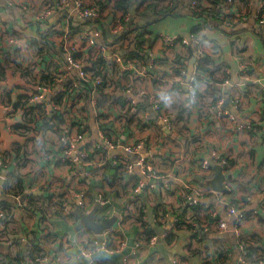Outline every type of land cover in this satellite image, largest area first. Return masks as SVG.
<instances>
[{"label":"crops","instance_id":"obj_1","mask_svg":"<svg viewBox=\"0 0 264 264\" xmlns=\"http://www.w3.org/2000/svg\"><path fill=\"white\" fill-rule=\"evenodd\" d=\"M39 1L0 0V264H21L28 256L46 259L35 264H237L240 238L255 249L253 256L249 253L247 264H262L264 34L254 16L236 19L233 26L202 22L201 45L180 42L164 49L161 35L190 39L192 20H201L189 11L190 0H176L166 14L160 15L155 11L163 5L157 0L143 11V0H128L126 10L116 8L120 6L117 0H105L104 20L96 25L100 29L98 39L103 42V30L116 35L114 30L125 23V12L130 14L134 29L144 30L145 58L137 57L135 77L125 74L123 78L129 87L147 86L154 91L173 126L169 129L165 123L158 124L151 106L142 99L137 105L117 103L127 96L117 89L119 82L111 81L103 93L93 94L101 113L89 99L78 105L76 117L88 126V138L77 146L88 148L90 140L97 139L101 116L109 120V136L119 147L101 148L106 153L103 159L90 153L74 170L60 161V151H56L62 127L71 129L72 123L66 117L57 118L54 110L45 114L42 107L30 104V98L41 84H52V78L64 76L67 84L76 76L75 69H67L66 55L58 43L67 27L95 24L79 20L70 11L55 13L38 23L32 14ZM248 1L238 0L237 9L247 8ZM252 2L256 6L260 0ZM24 5L30 11L24 10ZM134 5H138L135 16L130 10ZM145 14L164 16L162 19L170 15L185 17L188 22L183 21L172 33L156 35L147 29L155 22L138 27ZM11 38L20 39L29 49H16V44L9 42ZM79 45V57H89L90 50L84 43ZM114 46L124 57L134 49L132 46L127 50L128 43ZM244 63L246 71L241 68ZM107 77L111 78L109 72ZM53 101V94H46L44 104L50 107ZM220 101L232 116L209 110ZM71 103L66 96L61 105ZM243 124H250V128L239 129ZM70 132L74 135L75 130ZM141 142L139 151H126L127 146ZM217 152L231 161L225 171L230 176L228 201L238 203L240 213L245 214L239 235L231 229L218 231L211 220L209 230L203 229L202 220L210 209H215L230 227L235 221L215 195H205L198 207L185 205L186 196H197L212 188L209 181L214 169L208 177L201 164L211 162ZM125 158L133 166L132 176ZM149 168L155 179L144 173ZM3 181L8 188L2 186ZM16 196L21 199V207L16 205ZM100 196L108 200L106 206L98 203ZM80 200L86 202L89 211L100 205L99 219L124 217L111 248L119 241H125L127 248L82 254L88 238L85 235L93 232L75 229L78 219L74 209ZM194 221L202 223L196 231ZM168 228L170 234L163 235ZM150 236L157 237L153 245L148 243ZM135 241H141L136 250L132 248Z\"/></svg>","mask_w":264,"mask_h":264},{"label":"built area","instance_id":"obj_2","mask_svg":"<svg viewBox=\"0 0 264 264\" xmlns=\"http://www.w3.org/2000/svg\"><path fill=\"white\" fill-rule=\"evenodd\" d=\"M104 1L105 0H94L92 4H88L84 0H55L52 3H49L47 1L46 4L44 0H40L37 7L38 9H36L32 14L35 21H37L38 23H43L48 17L55 13L70 11L75 14L79 20L83 22L89 21V23L95 24L94 26L90 27H87V25V28H81L78 26L67 27L58 43V46L64 51L66 55V62L68 66L67 69H75L77 71L76 76L70 79L67 84L65 83L66 81H63V79L65 78L64 76H61L56 80L52 78V84H41L30 98V104L38 108L42 107L45 114L52 113V111L54 110L56 113H58L60 118L66 117L70 120V123H72L71 129L75 130L74 135L71 134L70 128L63 126V133L61 135L60 143L56 151H60V161H62L63 163H67L74 170L78 169V167L82 165L83 161L89 157L92 150L104 148V146L106 145L111 149L119 147V144L115 143L112 140V137L109 136L107 127L109 120L104 119L101 116H99L101 125L98 129L97 139L95 141L90 140V145L88 148L85 145L81 147L77 146L78 143H84L85 139L88 138V126L84 121L76 117L79 114L77 110L78 105L84 103V101L86 100L85 96L88 86L91 87V92L95 94L98 93V91L96 90L102 84V78L99 76H95L94 70L92 69L93 61L102 59L106 62H112L108 64V67L106 69V73L109 72L111 74V78H109L108 83L111 81H113L112 84H115L114 81L119 82V86L117 87V89L127 96L123 101L116 100L117 103L121 104L123 102L126 103L127 106L137 105L139 104L138 100L142 99L144 104L146 103L151 106L152 111L157 116L158 124L165 123L169 129H171L173 126L172 121L163 113L159 97L154 91H152L147 86H143L139 89L129 87V84H127L124 80L123 77L125 74H132L135 77L134 72L139 67L137 65V57H124L116 49L115 46L113 47L106 45L98 39L97 33L100 32V29L97 26L102 25V21L105 17L102 10ZM143 1L144 2H142L141 5L142 11L146 10L147 6L153 2V0ZM157 1L160 5L168 7H173L176 2V0ZM237 3L238 0H190L188 3V8L191 13H200L202 12V10H205L206 16L208 18L218 21L220 25L226 26H233L236 19H246L249 18V14H251L256 19L257 24L261 27L264 34V0H260V2L256 6H253L252 0H249L247 8L243 10L237 9ZM23 8L26 11H30L28 5H24ZM124 18L125 23L121 24L120 30H114L116 35L123 32L125 27H128L127 22H130V14L126 13L124 15ZM137 39L138 38L134 40L137 41ZM160 39L163 40L164 49L173 48L177 43L180 42L185 45H189V43H196L198 45L202 44L201 36L193 34L190 39H182L168 34L161 35ZM9 42L11 44H16L15 48L21 50V52H26L29 49V46L26 43L22 42L20 39L11 38ZM79 43H84V47L90 50L89 57L85 59H81L79 57L82 52V47L79 45ZM246 67V63L241 64V68L243 71H246ZM58 84H60V87H56ZM100 89H102V86L100 87ZM50 92L54 96V101L50 104V107H48L46 104H44V102L46 94ZM66 96L67 98H70L72 103L61 105L63 97L65 98ZM89 100L90 103L96 108L97 113H101L100 108H98L97 98L91 96ZM220 104L221 101L209 110L213 112L216 111L220 116L224 114H230L228 111L224 110ZM249 128L250 124H243L239 126V129ZM142 145L143 142L127 146L125 149L128 153H135L139 151ZM128 162L129 161L127 160V158H125L124 163L127 165V170L130 176H132L133 166ZM1 165L2 159H0V166ZM216 165H221L225 174L226 169H229L231 167V161L217 152L213 155V159L211 162L204 161L201 164L202 172L206 176L210 177L212 174V169ZM150 171L151 168H149L147 171H144V173L150 178L155 179L156 175L153 173H149ZM86 174H88V172ZM1 177L2 175L0 171V178ZM229 178L230 176L226 175V180L224 181L226 190L224 192H218L212 188H208L206 191L197 194V196L188 195L185 198V205H187L188 207H198L201 203V199L205 195H215V197L226 207L227 212L235 217V221L230 227L225 220L219 217L215 209H210L209 211H207V217L202 220V222L204 223L203 229L205 231L209 230V221L211 220L218 231L224 232L228 229H231L235 230L239 235V225L244 221L245 214L240 213L238 203L228 201V192L231 191L228 184ZM2 186L4 188H8V183L6 181H3ZM15 200L17 207H21L22 202L20 197L16 196ZM97 201L101 206H106L108 204V200H106L102 196H100ZM78 207L85 213L89 212L87 204L84 200H80L78 202ZM2 215L3 214L0 212V216ZM175 221H177V219H175ZM123 222L124 217H121L120 220H117L115 225L105 230L102 234L91 233L90 235H85L88 236V238L85 241V247L82 250V254L90 256L93 252L99 250H109L113 252L123 251L125 248H127V244L125 241H119L115 248H111V245L116 239V236L120 231V227L123 225ZM201 225L202 223L200 221H194L193 230L196 231V229ZM170 232L171 230L168 228V230L164 232L163 235H169ZM156 238V236L151 237L148 243L150 245L155 244ZM240 240L241 241L238 245L240 249V255L237 264H247L250 247L246 244V242L243 241V238H240ZM140 246L141 241H135L132 248L136 250ZM38 260L44 261L46 259L42 258L35 260L33 257L28 256L21 264H35ZM260 262L264 264V259H261Z\"/></svg>","mask_w":264,"mask_h":264},{"label":"trees","instance_id":"obj_3","mask_svg":"<svg viewBox=\"0 0 264 264\" xmlns=\"http://www.w3.org/2000/svg\"><path fill=\"white\" fill-rule=\"evenodd\" d=\"M131 1V0H130ZM118 4L120 6H116L117 9H125L128 8L127 4H128V0H117ZM105 8V6H104ZM171 8V7H168V6H161V9L160 10H156L155 11V14H163L166 12H168V9ZM128 13V12H125L124 15ZM196 17H198L200 21V24L194 29L193 31V35H200L201 36V33L204 29V25L202 24V22H206L208 24H211V25H220L218 21L216 20H213V19H210L206 16V11L205 10H202V12L198 13V12H195L193 13ZM89 22V21H88ZM87 23V22H86ZM88 24H81L80 27L83 28L84 26H86ZM130 25V26H129ZM127 28L122 32V34L118 37L117 35H110L108 31H105L103 30L102 31V40L103 42L106 44V45H109V46H113L114 45H117V46H122L124 45V43H128V49L130 47H134V49L131 51L128 52V56H134V57H138L140 59H144L145 58V55L143 57V50L145 48L144 46V41L142 40V34H143V31L142 29L140 30H137V29H134L133 28V25L131 24V22H127ZM137 39L134 40V39ZM202 38V36H201ZM112 62H106L104 60H97V61H93V70H94V74L95 76H99L102 78V84L98 87V89L96 91L98 92H102L103 93V90H104V86H106L108 84V77H107V73H106V69L108 67V64H110ZM70 84V83H69ZM102 86V89H100V87ZM91 96H93V93L91 92V87L88 86V89L86 91V96H85V99L88 100ZM99 101L100 103L102 102V97L99 98ZM214 102H216V99L214 100ZM55 115L57 118H60V116L58 115V113L55 112ZM47 119V117H46ZM101 150V151H100ZM100 150H92V155L91 156H95L96 154L99 155V158L100 159H103L105 156H106V153L104 152L103 149H100ZM201 202V201H200ZM201 205V204H200ZM201 207V206H200ZM199 207V208H200ZM181 224H179L178 226H180ZM153 237V236H150L147 240L149 241L150 238ZM264 251V249H263ZM255 254V249H251L250 248V256H253ZM19 256V255H18ZM262 259H264V254H261L259 255ZM36 257V256H34Z\"/></svg>","mask_w":264,"mask_h":264},{"label":"water","instance_id":"obj_4","mask_svg":"<svg viewBox=\"0 0 264 264\" xmlns=\"http://www.w3.org/2000/svg\"><path fill=\"white\" fill-rule=\"evenodd\" d=\"M137 6L134 5L131 7V14L135 16L137 14ZM172 13V12H171ZM161 17L159 15H148L145 14L143 16V23H141L138 27H145L146 25H150L154 22H157ZM122 34L119 33L117 36L119 37ZM116 152L119 150H115ZM214 169V176L209 181V185L218 192H224L226 187L224 185V181L226 180V175L223 172V168L221 165H216L213 167ZM228 177V176H227ZM101 209L100 205L95 206L91 211L85 213L79 207L74 209V215L78 219V223L76 225L77 230L87 229L94 234H102L105 230L112 227L116 224L118 217L116 215H112L110 217H104L99 219L97 217L98 211Z\"/></svg>","mask_w":264,"mask_h":264},{"label":"rangeland","instance_id":"obj_5","mask_svg":"<svg viewBox=\"0 0 264 264\" xmlns=\"http://www.w3.org/2000/svg\"><path fill=\"white\" fill-rule=\"evenodd\" d=\"M163 17H161L160 19H162ZM159 20L155 22L154 24L147 27L148 30L152 31L156 35H159L163 32L172 33L174 30H177L178 27L182 25V23L188 22V20L185 17L175 18L173 15H170L169 17L162 19L160 21ZM192 21H194V26L192 27V30H193L199 24V21L198 20L196 21L192 20ZM66 22L67 20H64L63 24L66 25ZM55 39L58 40L59 37H56ZM28 66H29V63L25 61V67H28Z\"/></svg>","mask_w":264,"mask_h":264}]
</instances>
